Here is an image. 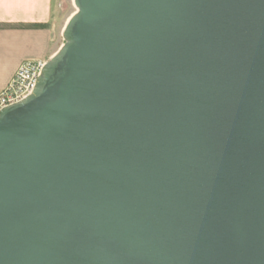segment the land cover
<instances>
[{
  "label": "water",
  "instance_id": "1",
  "mask_svg": "<svg viewBox=\"0 0 264 264\" xmlns=\"http://www.w3.org/2000/svg\"><path fill=\"white\" fill-rule=\"evenodd\" d=\"M0 111V264H264V0H73Z\"/></svg>",
  "mask_w": 264,
  "mask_h": 264
},
{
  "label": "crops",
  "instance_id": "2",
  "mask_svg": "<svg viewBox=\"0 0 264 264\" xmlns=\"http://www.w3.org/2000/svg\"><path fill=\"white\" fill-rule=\"evenodd\" d=\"M52 1L0 0V91L23 62L49 60L64 44V27L51 23Z\"/></svg>",
  "mask_w": 264,
  "mask_h": 264
},
{
  "label": "built area",
  "instance_id": "3",
  "mask_svg": "<svg viewBox=\"0 0 264 264\" xmlns=\"http://www.w3.org/2000/svg\"><path fill=\"white\" fill-rule=\"evenodd\" d=\"M47 63L45 59L23 62L5 88L0 91V111L33 94Z\"/></svg>",
  "mask_w": 264,
  "mask_h": 264
},
{
  "label": "rangeland",
  "instance_id": "4",
  "mask_svg": "<svg viewBox=\"0 0 264 264\" xmlns=\"http://www.w3.org/2000/svg\"><path fill=\"white\" fill-rule=\"evenodd\" d=\"M75 10L73 0H53L51 23H54L58 28L64 27Z\"/></svg>",
  "mask_w": 264,
  "mask_h": 264
},
{
  "label": "trees",
  "instance_id": "5",
  "mask_svg": "<svg viewBox=\"0 0 264 264\" xmlns=\"http://www.w3.org/2000/svg\"><path fill=\"white\" fill-rule=\"evenodd\" d=\"M33 26L35 27H43V26H46L45 24H34Z\"/></svg>",
  "mask_w": 264,
  "mask_h": 264
}]
</instances>
